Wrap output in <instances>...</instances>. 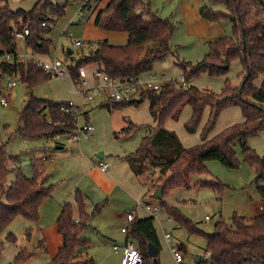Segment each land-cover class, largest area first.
<instances>
[{
  "label": "trees",
  "instance_id": "obj_1",
  "mask_svg": "<svg viewBox=\"0 0 264 264\" xmlns=\"http://www.w3.org/2000/svg\"><path fill=\"white\" fill-rule=\"evenodd\" d=\"M100 1L86 0L81 10H93ZM219 1L226 7V13H217L202 6L199 16L214 23L229 19L234 39L219 37L210 40L209 51L199 63L192 66L181 62L178 65L182 69L184 82H187L201 74L224 76L228 73L231 62L240 60L243 79L239 87L226 83L220 94H214L194 86L170 82L163 84L158 92L142 94L134 102L99 105L111 111L125 105L137 106L144 98L149 100V114L155 127L141 139L134 153L125 156V160L135 177H144L148 172L157 170V184L152 182L151 185L154 190H161V197L168 189L187 188L191 176H209L205 165L208 156H213L226 167H237L233 149L236 142L242 148L244 161L255 171L254 184L264 193V156L257 155L246 146L248 138L264 132V0ZM148 3L149 0H111L97 12L94 25L98 29L103 32H125L128 41L126 45H112L106 40L92 42L93 47L87 55L79 57L73 66H66L75 85L81 82L80 70L89 64H98V71L109 77L134 79L150 71L154 62L171 54L173 25L167 19L153 14ZM64 9V6L53 5L47 0H38L30 11H12L5 4L0 5V97L3 79L13 73H20L22 82L30 89L52 77L33 63L16 62V39L28 29L26 47L31 48L34 53L47 54L50 46L48 23L54 24L55 19L64 14ZM6 55L12 58L7 60ZM261 74L263 79L257 87L253 81ZM185 106L192 109L190 123L186 126L189 132H193L203 110H209V120L202 133V141L190 148L183 147L176 134L163 127L166 120H177ZM229 106L240 107L243 121L209 138L208 132L219 113ZM126 123V127L114 133L115 137H130L142 127L129 121ZM75 127L76 114L68 102L54 103L30 95L18 115L16 132L25 138L55 139L57 136L70 134ZM6 146V143L0 141V234L16 218L37 223L39 209L53 191V185L48 183V176L38 169L35 161L31 162L33 176H24L15 166L17 158L6 154ZM10 162L14 165L12 170L15 172V180L9 187H5ZM200 185L217 187L212 181H204ZM75 207L77 219H74ZM99 209L100 206H96L93 213ZM166 211L190 233L198 231L176 208H166ZM89 218L83 196L75 191L73 204L64 203L61 207L56 224L62 237V245L50 264H92L91 259L86 258L91 242L81 238ZM200 234L206 244L204 253L210 254L213 264H264V211L250 220L234 215L230 225L218 221L211 234ZM26 236L29 238L30 229H27ZM130 237L137 242L143 264H150L152 261L158 264L156 258L151 259L147 255V245L150 243L156 246L158 254L160 251L154 217L134 219L128 226L127 238ZM7 239L15 241L12 234ZM31 255L27 250L20 249L10 264H25ZM197 264H202L201 258Z\"/></svg>",
  "mask_w": 264,
  "mask_h": 264
},
{
  "label": "rangeland",
  "instance_id": "obj_2",
  "mask_svg": "<svg viewBox=\"0 0 264 264\" xmlns=\"http://www.w3.org/2000/svg\"><path fill=\"white\" fill-rule=\"evenodd\" d=\"M38 0H0V5H6L10 10L30 11ZM53 5L64 6V14L55 19L54 24L48 23L50 40L49 56L65 62L64 66H73L75 61L87 55L92 42H83L82 46L74 45L76 39L82 38L83 24L88 19V12L79 11L82 1L86 0H47ZM197 0H149L150 11L160 18L167 19L173 25L170 37L171 54L164 59L153 63L150 71L141 74V79H148L151 75L158 79L159 83L179 82L183 84V72L178 65L181 62L195 66L209 51L208 42L219 37L234 39L232 23L225 18L219 22H211L199 16L202 6L209 7L217 13H226V7L219 0H200V7L195 12ZM149 7V8H150ZM204 22L206 29L202 32L190 24L188 16ZM63 30L71 37L59 39ZM112 45H126L128 35L125 32H108ZM115 37V38H114ZM72 38V39H70ZM17 52L35 54L41 61L48 62L50 57L46 54L34 53L31 48L25 47V41L17 36ZM56 49V56H54ZM68 50L72 52L69 56ZM98 64H89L80 70V84L75 85L69 75L64 78L52 76L33 88L20 82L14 88L9 89L6 77L2 81V96L7 99V106L0 104V141L6 143V154L15 156V166L26 177L33 176L32 160L36 162L39 170L48 176V183L53 185L50 202L53 199H65L74 201L75 191L81 192L85 206L89 212L90 220L86 229L82 232V238L88 239L91 246L87 251V259L92 264H121V247L126 239V234L121 232V227L126 228L128 222L119 215L134 212L138 217H150L137 201L149 203L159 207V213L154 216V227L160 244V251L156 260L158 264H176L171 246L177 248L182 245L180 251L183 264H196V257L203 258L205 240L200 234H211L214 225L218 221L231 224L232 217H246L251 219L256 213V207L264 203L262 194L254 184L255 171L244 161L242 148L238 142L233 146L237 159V167L229 168L217 162L213 156H208L206 169L209 176H191L188 187H175L168 189L161 198H157L156 190L152 188V182L156 185L159 178L157 170L148 172L144 177H135L131 172L125 156L134 153L139 147L141 139L155 127L149 114V100L144 98L137 105H125L108 111L105 107H99V100L95 97L94 74L98 71ZM243 65L240 60L231 62L229 71L224 76H210L201 74L187 81V86H194L202 91L220 94L226 83L239 87L243 79ZM263 75H258L253 84L260 86ZM32 95L36 98L46 99L54 103L71 102L80 109L78 122L80 125L87 120L93 126L92 135L80 142H67L65 136L55 139L25 138L20 136L18 128V115L21 112L26 99ZM93 97V101L86 96ZM87 114V116H86ZM192 109L185 106L177 120L168 119L163 127L176 134L185 148L196 146L202 141V133L205 131L209 110L205 108L195 125L193 132H189L186 126L190 123ZM127 121L141 125L130 137H115L114 133L126 127ZM243 121L240 107L229 106L223 109L208 137H213L226 128ZM246 146L259 156H264V132L248 138ZM102 153L103 158L97 154ZM91 160V163H90ZM13 162L8 164L9 171L5 177L4 185L9 187L15 180V172L12 170ZM107 165V175L113 176L116 184L108 194L99 186L101 183L100 172L95 168ZM96 170V171H95ZM204 181H212L216 188L201 186ZM120 182V183H119ZM264 187V182H263ZM108 198L107 204L101 208V212H95V205ZM47 199V200H48ZM45 203V202H44ZM43 205V204H42ZM41 205V206H42ZM176 208L178 213L190 221L198 230L190 233L184 226H180L175 219L170 217L166 208ZM41 208V207H40ZM40 210V209H39ZM77 209L74 208V217L77 219ZM208 218L207 221L205 218ZM31 228L32 235L28 240L27 229ZM162 230L166 231L171 239L166 243ZM200 231V233H198ZM12 234L14 242L7 239ZM40 236L35 232L33 223L23 218L14 219L0 234V264H10L16 253L22 249L32 255L25 264H50V254L35 247V242ZM134 246L137 242L133 238L128 239ZM120 247L119 252H114L112 247ZM84 262V261H83Z\"/></svg>",
  "mask_w": 264,
  "mask_h": 264
},
{
  "label": "built area",
  "instance_id": "obj_3",
  "mask_svg": "<svg viewBox=\"0 0 264 264\" xmlns=\"http://www.w3.org/2000/svg\"><path fill=\"white\" fill-rule=\"evenodd\" d=\"M44 26V24H42ZM29 31L25 29L20 36L22 40L25 41V38L28 36ZM81 45V41H76L75 46L79 47ZM26 47V46H25ZM5 58L10 60L12 57L10 55H6ZM17 63H33L36 66L40 67L46 74L50 76H56L60 78H64L68 75L67 70L64 66V63L56 58L45 62L38 59L35 54H28L26 52L17 53L16 58ZM6 84L9 89L14 88L18 83L22 82V78L20 73H13L6 77ZM95 85L93 89L95 90V97L99 100L98 105H102L105 103H119V102H134L141 98L142 94L146 92H158L163 84L158 82V79L151 75L148 79H141L140 77L134 79H124L120 77H109L102 71H97L94 74ZM175 82V81H174ZM182 84V83H181ZM184 85V84H183ZM87 100L92 102L93 97L86 96ZM0 104L2 106H7V99L1 98ZM72 111L76 114V127L70 134H65L63 136L66 137L67 142H80L82 139H87L92 135L93 126L89 122H85L80 125L78 122V117L80 115V109L71 102H68ZM62 136V135H61ZM59 137V136H57ZM56 137V138H57ZM102 172L107 170V165L104 164L99 167ZM137 205L141 206L147 213H149L152 217H156L158 215L159 207L155 205H151L149 203H142L141 201H137ZM126 219L129 223L133 222L135 217L132 213L126 214ZM207 217L205 220L207 221ZM76 222V220H75ZM121 231L125 234L128 232V228H122ZM163 238L166 243H170V235L162 230ZM119 247L117 245L113 246L114 252L119 251ZM170 250L173 255V259L176 264H183V258L180 253L179 248L174 246L170 247ZM209 253H204L202 259V264H213L211 261ZM122 264H143V256L138 249L137 246H134L128 240L125 242L122 247Z\"/></svg>",
  "mask_w": 264,
  "mask_h": 264
},
{
  "label": "crops",
  "instance_id": "obj_4",
  "mask_svg": "<svg viewBox=\"0 0 264 264\" xmlns=\"http://www.w3.org/2000/svg\"><path fill=\"white\" fill-rule=\"evenodd\" d=\"M110 1L111 0H101L100 3L93 10L86 11L90 15H89L88 19L86 20V22L83 24L82 35H81L82 38L76 39L74 41V45H75V42L78 41V40L81 41V45L80 46H82L83 42H86V41L87 42H96V41L106 40V41H108L110 43V41H109V38H110L109 33L101 31L100 29H98L94 25V19L96 17L97 12L99 10L103 9ZM83 2L84 1H82V5H83ZM200 3H201L200 0H197V2L195 4V7H194L195 12H196L197 8L200 7V5H201ZM82 5H81V7H82ZM81 7H80L79 11H82ZM149 7H150V4H149ZM150 9H151V7H150ZM191 17L188 16L189 22H190V24L191 23L194 24L195 25L194 27L196 29L200 30V32H202V30L204 31L206 29V27L204 26L205 25L204 22L201 21V20H198V15L195 16L194 19H192ZM68 36L71 37V34L67 35L66 31L63 30V32L61 33L59 39L62 40V38H64V37L66 39V37H68ZM70 39H72V38H70ZM214 39H216V38H214ZM211 40H213V39H211ZM90 50H91V48H90ZM68 51H70V50H68ZM54 53H55L54 56H56V49H54ZM36 55H37V53H36ZM46 55L49 56V52ZM54 58H56V57H54ZM54 58L50 57L49 61L54 59ZM183 84L185 86H187V82L183 81ZM86 116H87V114H86ZM86 122H88V120ZM90 163H91V160H90ZM95 168L98 170L99 166L96 165ZM98 171L101 173L100 174L101 183H99V186L105 191L106 194H108V191L113 188V186L116 184V181L113 179L114 178L113 176L111 177L110 175H107V170L105 172H102L99 169ZM52 199H53V203L50 202L51 199H48V200L45 201V203H43V205L41 206V208L39 210V220H38L37 223H33L35 232L40 236L39 240L37 242H35V247L38 248V249L43 250L44 252L45 251L49 252V254H50V262L56 256V254L58 253V251H59V249H60V247L62 245V237L58 233L57 224H56L58 216H59L60 211H61V207H62V205L64 203H71L72 202L71 200L68 201V200H65V199H62V198L59 199V200L58 199L55 200L54 198H52ZM83 199H84V197H83ZM107 201H108V198H105L101 202L97 203L95 205V207L96 206H100L102 208V207H104L105 203L107 204ZM84 203H85V200H84ZM101 208L98 211L99 213L101 212ZM85 211H86L87 214H89V212L86 209V206H85ZM263 211H264V203L256 207V213L254 214V216L259 214V213H261V212H263ZM127 213H132L134 215L135 219L136 218H142V217H138V215H136V213H134V212H127ZM127 213H123L122 215H119V217L121 218L123 216L126 219V214ZM92 214H93V212H92ZM74 219H76V218L74 217ZM89 220H90V218H89ZM126 221H127V219H126ZM129 224L130 223L128 222V226H129ZM128 226L126 228H128ZM122 228H124V227H121V229ZM29 229H30V236H29L28 240L30 239V237L32 235L31 232L33 231L31 228H29ZM123 234H125V233H123ZM81 238H82V233H81ZM82 239H84V238H82ZM128 239L129 238H127V234H126V239L124 241V244H125V242ZM124 244H123V246H124ZM122 247H121V251H122ZM179 247H180V249H182V251L184 250V247L182 245L177 246V248H179ZM112 249H113V247H112ZM200 258L201 257H196V259H195L196 264L199 262ZM120 262H122V257H121V261Z\"/></svg>",
  "mask_w": 264,
  "mask_h": 264
},
{
  "label": "water",
  "instance_id": "obj_5",
  "mask_svg": "<svg viewBox=\"0 0 264 264\" xmlns=\"http://www.w3.org/2000/svg\"><path fill=\"white\" fill-rule=\"evenodd\" d=\"M68 54L70 55L71 51H68ZM97 157L98 158H103V154L99 153V154H97ZM161 194H162L161 190H158L157 193L155 194V196L157 198H160ZM157 254H158V250H157L156 246L151 244V243L148 244L147 245V255L149 256V258L155 259L157 257ZM150 264H154V261H152Z\"/></svg>",
  "mask_w": 264,
  "mask_h": 264
}]
</instances>
